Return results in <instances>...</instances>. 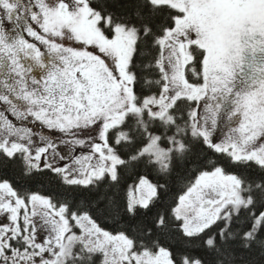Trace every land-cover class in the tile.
I'll return each mask as SVG.
<instances>
[{
  "label": "snow or ice",
  "instance_id": "snow-or-ice-1",
  "mask_svg": "<svg viewBox=\"0 0 264 264\" xmlns=\"http://www.w3.org/2000/svg\"><path fill=\"white\" fill-rule=\"evenodd\" d=\"M0 264H264V0H0Z\"/></svg>",
  "mask_w": 264,
  "mask_h": 264
}]
</instances>
